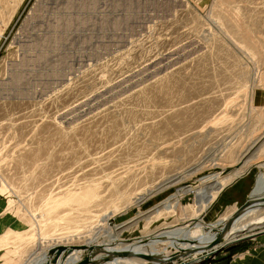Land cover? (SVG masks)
Returning <instances> with one entry per match:
<instances>
[{"label":"rangeland","instance_id":"obj_1","mask_svg":"<svg viewBox=\"0 0 264 264\" xmlns=\"http://www.w3.org/2000/svg\"><path fill=\"white\" fill-rule=\"evenodd\" d=\"M263 163L264 0H0V264L216 228Z\"/></svg>","mask_w":264,"mask_h":264},{"label":"bare ground","instance_id":"obj_2","mask_svg":"<svg viewBox=\"0 0 264 264\" xmlns=\"http://www.w3.org/2000/svg\"><path fill=\"white\" fill-rule=\"evenodd\" d=\"M262 166V172L257 177L255 186L252 191V196H259L264 194V163ZM263 207V206H262ZM261 207L257 206L251 209H247L242 213L229 227L228 231L222 236L220 245L237 240L238 237L244 236V232L250 230L257 223L264 221V215L259 216L249 222L246 225H239L249 214L255 212V209ZM225 220V219H224ZM224 220L219 221L216 228L220 226ZM212 227V226H211ZM204 228L209 229V224L203 225L201 223H194L192 226H187L182 229L166 232L163 235H154L150 238H141L126 241L121 246L116 244L98 243L92 246H100L98 253L95 256L96 264H160L164 263L163 260L170 258L172 255L174 258L179 256H187L188 252H192L191 259L183 260V263L179 264H191L198 261L200 254L207 252L206 245L213 237V232L204 231ZM112 242H117L116 238L111 239ZM88 246V245H87ZM49 251V250H48ZM109 253V254H106ZM124 253V254H123ZM48 256L41 259L38 258L36 263L33 264H68L78 261L81 257V250H73V252L66 256L64 260L58 259L56 263H52V255L47 252ZM187 254V255H186ZM147 255V256H144ZM105 256H108L105 258ZM174 261V260H173ZM33 262V261H32Z\"/></svg>","mask_w":264,"mask_h":264},{"label":"water","instance_id":"obj_3","mask_svg":"<svg viewBox=\"0 0 264 264\" xmlns=\"http://www.w3.org/2000/svg\"><path fill=\"white\" fill-rule=\"evenodd\" d=\"M264 207V194L259 195V196H248V198L242 202L230 215L227 217L224 222L218 226L217 228H204V231H210L213 232V237L209 241V243L206 245V249L208 250L207 252H204V254L196 261L197 264L202 263V262H207L210 257L213 256L214 253L217 252L219 248H221L224 245H220V242L222 240V236L226 231H228L229 227L235 221L242 213H244L247 209H251L254 207ZM252 234H245L244 236H240L237 238V240L227 243L225 245H232L234 243L243 241L247 237H249ZM98 249H101L100 246H92V245H85V244H80V245H69V246H57V247H52L49 249L48 253L52 255V263H56L59 258L64 260L67 255L71 254L73 250H81L82 254L81 257L78 261L74 263H68V264H96L95 256L98 253ZM109 254V253H106ZM124 254V253H123ZM147 256V255H144ZM108 256H105L107 258ZM174 259V256L172 255L170 258L163 260L165 264L169 261ZM175 259H177L175 257ZM172 262V261H171Z\"/></svg>","mask_w":264,"mask_h":264},{"label":"crops","instance_id":"obj_4","mask_svg":"<svg viewBox=\"0 0 264 264\" xmlns=\"http://www.w3.org/2000/svg\"><path fill=\"white\" fill-rule=\"evenodd\" d=\"M257 234L221 248L212 259L200 264H264V234Z\"/></svg>","mask_w":264,"mask_h":264},{"label":"built area","instance_id":"obj_5","mask_svg":"<svg viewBox=\"0 0 264 264\" xmlns=\"http://www.w3.org/2000/svg\"><path fill=\"white\" fill-rule=\"evenodd\" d=\"M173 263V262H172Z\"/></svg>","mask_w":264,"mask_h":264}]
</instances>
